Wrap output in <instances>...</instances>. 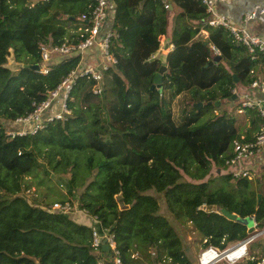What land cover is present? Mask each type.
<instances>
[{"label": "trees", "instance_id": "obj_1", "mask_svg": "<svg viewBox=\"0 0 264 264\" xmlns=\"http://www.w3.org/2000/svg\"><path fill=\"white\" fill-rule=\"evenodd\" d=\"M111 4L109 53L117 66L104 73L101 94H94L87 76L77 77L66 101L69 114L20 136L7 132L5 123L28 115L82 62L77 55L44 67L41 47L69 43L71 31L89 26L81 16L93 1L0 0V264H108L92 247L93 231L102 229L113 236L123 264H192L174 225L190 224L203 248L221 249L249 235L221 210L252 217L256 229H264V173L258 175L261 190L221 174L234 142L252 140L264 120L246 109L248 127L240 131L236 118L212 109L236 87L264 78V61H251L223 28L201 25L200 0ZM166 36L172 50L162 61L154 56ZM212 46L220 52L217 60ZM162 65L160 88L152 89ZM183 94L185 106L175 115L173 101ZM210 110L212 117L200 123ZM42 159L52 172L70 174L68 193L81 189L79 211L94 227L22 195ZM217 179L222 184L213 189ZM151 192L162 196L168 216ZM262 257L264 251L254 258Z\"/></svg>", "mask_w": 264, "mask_h": 264}, {"label": "built area", "instance_id": "obj_2", "mask_svg": "<svg viewBox=\"0 0 264 264\" xmlns=\"http://www.w3.org/2000/svg\"><path fill=\"white\" fill-rule=\"evenodd\" d=\"M93 6L84 15L81 21H87L89 26L79 27L77 30L71 31V41L64 42L59 45H43L41 47L40 60L42 65L48 66L52 58L81 56V64L65 78L56 90L50 92L47 98L39 103L32 104V111L25 117L17 119L13 124L18 127L15 133L17 135L35 134L42 129L44 121L63 120L69 114L66 107L69 92L79 76H87L95 82L94 94L100 95L103 87L104 73L117 66L116 59L109 53V40L112 32L107 29L109 11L111 8V0H92ZM264 1V0H263ZM205 7V19L200 21L201 25L209 27H221L226 30L237 46L244 47L246 55L251 61H264V40L253 33L252 23L259 22L264 25V3H258L246 12L241 18L239 25L233 23L229 18L219 15L215 8V0H200ZM166 9L169 7L166 5ZM251 28V29H250ZM206 36V32L201 31ZM160 49L167 45V37H161ZM97 48L100 54L99 63L96 67L87 66L84 58L88 53L93 52ZM213 56L219 57L220 52L215 47H211ZM45 72V69L42 68ZM248 86L246 96L244 93H236L235 89L231 91L236 96L237 101H242L238 109L241 114L243 109L257 110L260 118L264 120V78L252 81ZM262 98H259L260 96ZM264 156V128L253 136L252 140L233 144V157L226 161V166L231 170L230 175L233 180L247 179L255 181V175L252 169L248 167L255 158ZM52 212L71 215L73 208L68 202L55 203L50 207ZM96 223V222H95ZM253 231L249 235L238 242L229 244L221 249L216 247L204 248L197 259L196 264H245L250 261L251 264H264V257L254 258L250 256V246L260 239L264 238V229L257 230L255 222L253 223ZM106 240L109 247V260L111 264H123L120 252L117 250L114 238L108 234L107 230H94L92 234V247L97 254L100 253L102 241Z\"/></svg>", "mask_w": 264, "mask_h": 264}, {"label": "rangeland", "instance_id": "obj_3", "mask_svg": "<svg viewBox=\"0 0 264 264\" xmlns=\"http://www.w3.org/2000/svg\"><path fill=\"white\" fill-rule=\"evenodd\" d=\"M251 25H252L254 34H256V32L259 31L258 27L260 28L261 31L264 30V25L259 22L252 23ZM160 53H163V52L160 51ZM64 58H67V57H64ZM64 58L55 56L52 58L50 64L56 63ZM156 58L162 59L160 55H156ZM87 62H89L87 63L88 64L87 66L96 67L100 61L99 59H93L91 61L87 60ZM95 62H98V63L94 64ZM8 67L11 70H15L18 68V64L14 62L12 57H10L8 61ZM235 91L236 93H241V94L244 93L246 96H248L247 95L248 86L245 84H242L241 86L236 87ZM183 95H186V94H183ZM180 97L183 100L175 99L173 101L172 110L175 115L176 114L180 115V112L184 108L182 105L185 106L183 101L186 100L188 95H186L185 97L184 96H180ZM218 101L220 103L219 106H215L214 104ZM218 101H216L213 104L214 107L212 109L215 110L214 114H220L224 111L228 112L230 115L236 118L237 126L239 130L244 131L245 128L248 127V124H247L248 122H247V119L245 118L246 109H243L244 112H242L241 114L238 113V109L240 108L239 104L245 100L241 99V101H237L235 99L234 101H229V100L218 99ZM212 113L213 111L210 110V111H207L205 114H203L200 123H204L206 120L212 117ZM5 128L7 132H9L10 134L15 133L18 130V128L12 123H5ZM39 166L40 167L38 168L39 172H38L37 178H35L34 176H32L31 178H27L28 182H30L31 184L30 185L31 188L28 191H24L22 195L29 202H35L36 204H40L43 206L45 205V206H48L49 208L55 203L66 201L73 208L72 212L79 211L77 204H78V194L81 192V189H76V190L74 189L73 195L71 196L69 195L67 180L70 177V174H61V173L56 174L52 172L50 168H47L46 160H43V159L39 160ZM248 167L252 169V173L254 175L258 172L257 165L255 167L253 164L249 163ZM211 169H212L211 170L212 175L215 176L216 170L212 166H211ZM230 171L231 170L228 167H226V169H224L221 174L226 175V174H229ZM217 173H219V171H217ZM252 182L254 183L256 181H252ZM221 184H222V181L217 179L212 184V188L215 189L217 187H220ZM151 194H153L155 197L159 199L160 213L164 214L165 216H168L166 212V206H165L162 196L154 194L152 192ZM174 226H175V229L178 231V233L181 235L183 247L187 251L189 249L188 256L190 257L191 261L196 262L200 252L204 249L203 243H201L200 241V236L198 235L197 232L194 231L193 227L190 224H186V225L177 224ZM258 242L259 243H255L252 245L253 248H252L251 253L253 257H258L260 253L264 251V238L260 239ZM103 261H104V258L102 259V262ZM99 263L101 264V261H99Z\"/></svg>", "mask_w": 264, "mask_h": 264}, {"label": "crops", "instance_id": "obj_4", "mask_svg": "<svg viewBox=\"0 0 264 264\" xmlns=\"http://www.w3.org/2000/svg\"><path fill=\"white\" fill-rule=\"evenodd\" d=\"M258 3H264L263 0H215V8L217 10V13L219 15L225 16L229 18L233 23L239 25L241 23V18L243 15L250 11L254 5ZM113 7L111 4V8L109 11V18L107 22V29H110V26L112 24V19H113ZM251 29V28H250ZM259 31L256 32V35L259 38H262L264 40V30L261 31L260 28L258 27ZM168 39V43L166 46L163 47V50L160 53V51L157 52L156 55H160L162 57V61L165 58V55L172 50V47L169 46V36H166ZM98 49L95 48L93 52L88 53V55L85 56L84 62L87 64V60L91 61L93 59H100V54L98 53ZM156 55L154 56L156 58ZM259 98L263 99V96L259 95ZM251 164H253L255 167L257 165L258 172L255 174V181L258 178L259 174L264 173V156H259L255 158ZM256 184V182H254ZM261 187H263V183L260 184ZM74 221H76L79 224H83L89 227H94L96 225L95 221L88 217L84 212L82 211H76L73 212L70 215Z\"/></svg>", "mask_w": 264, "mask_h": 264}, {"label": "water", "instance_id": "obj_5", "mask_svg": "<svg viewBox=\"0 0 264 264\" xmlns=\"http://www.w3.org/2000/svg\"><path fill=\"white\" fill-rule=\"evenodd\" d=\"M111 28V26H110ZM109 29V28H108ZM204 45L207 44L206 41H204L203 43ZM217 58H215V60H217ZM214 61H212L213 63ZM26 68H29L31 70H40V67L39 65H27L25 66ZM166 71V66L162 65L161 68L159 69L158 73L155 75L154 77V85L152 86V89L153 88H160V82L162 80V74ZM236 99V96H232L229 101H234ZM208 104H211V103H208ZM219 101L216 102L214 105L215 106H219ZM203 104L202 103H199V104H194L193 107L198 110ZM260 180L257 178L256 179V184L258 186V190H261V185H260ZM121 209H125L126 207L124 206H120ZM209 210L211 211H215L216 210V207H211ZM221 215L224 216L227 220H230V221H236L237 223L245 226L247 229H248V233H251L254 229L253 227V223H254V220L252 217H247V218H240V217H237L235 214H230L229 212H227L226 210H221L220 211ZM108 252H109V247L108 245L106 244V240H103L102 241V246H101V257L105 259V261L108 263V264H111L110 263V260H109V257H108ZM192 264H196V262H192Z\"/></svg>", "mask_w": 264, "mask_h": 264}, {"label": "clouds", "instance_id": "obj_6", "mask_svg": "<svg viewBox=\"0 0 264 264\" xmlns=\"http://www.w3.org/2000/svg\"><path fill=\"white\" fill-rule=\"evenodd\" d=\"M49 64H50V63H49ZM49 64H48V65H49ZM251 182H252V181H251ZM95 253L97 254V252H95ZM100 253H101V250H100ZM100 253H99V254H100ZM108 257H109V256H108ZM196 262H197V261H196Z\"/></svg>", "mask_w": 264, "mask_h": 264}]
</instances>
